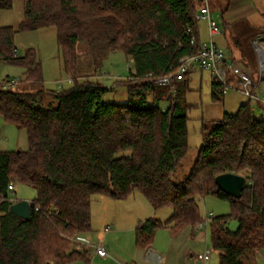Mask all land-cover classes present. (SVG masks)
Listing matches in <instances>:
<instances>
[{"label":"trees","instance_id":"1","mask_svg":"<svg viewBox=\"0 0 264 264\" xmlns=\"http://www.w3.org/2000/svg\"><path fill=\"white\" fill-rule=\"evenodd\" d=\"M12 6L13 0H0V10ZM197 11L194 0H25L18 29L0 27V61L24 68L17 85L0 82V118L26 130L29 144L27 151L0 152V264H91L92 250L74 239L92 230V197L126 200L134 191L155 211H173L165 222H140L137 246L149 244L161 228L195 231L204 220L198 199L215 196L232 207L209 228L220 264H257L255 254L264 249V115L257 117L250 101L211 122L190 173L174 181L188 152L189 107L182 93L191 73L172 84L156 81L198 52ZM46 27L57 30L63 68L73 78L68 90L45 88L35 50L16 53L18 31ZM81 42L95 71L111 52L133 61L126 102L106 101L108 88L80 76ZM211 80L212 99L219 101L224 86ZM226 173L246 178L241 198L216 185L215 178ZM17 183L37 191L30 220L10 211L17 200L9 186ZM232 220L236 229L229 226Z\"/></svg>","mask_w":264,"mask_h":264},{"label":"rangeland","instance_id":"2","mask_svg":"<svg viewBox=\"0 0 264 264\" xmlns=\"http://www.w3.org/2000/svg\"><path fill=\"white\" fill-rule=\"evenodd\" d=\"M198 3L199 0H194V4L198 6L197 12L206 5L204 3L198 5ZM24 5L25 0H13L11 9L0 10V27L18 29L25 21ZM209 9L212 11L213 17L217 20L222 30V33L215 37V42L229 57L235 58L234 61L236 62L244 65L241 55L245 56L248 62L253 65V69L249 70L255 79H257L259 63L254 41H258L257 43L264 46V0H211ZM207 26L205 20L198 23V30L202 41H206L209 38ZM15 46L19 57L25 56L29 49L36 51L37 58L42 64L44 84L48 91L61 92L71 88L72 83H68V78L70 77L72 82L73 78L64 71L55 27H46L32 31H18L15 35ZM78 54L81 69L80 76L82 78L87 77L91 81L101 83L104 87L108 88L110 92L106 96V101L126 102L127 88L125 84L130 80L129 67H133L132 60L127 58L122 52H111L102 63H96L98 68L95 71V67L92 65L94 60L90 55L86 42H81L78 45ZM23 73L24 68L22 66L0 61V82L6 79L20 81ZM188 78L183 82V84L188 82V86L186 91L183 90L182 93L184 103L189 107L188 152L176 170L174 175L175 182H182L190 173L198 157L199 149L203 142V135L212 126V121L220 120L225 112L230 114L236 113L242 105L249 103V101L257 117L264 115L263 106L258 105L257 101L250 100L240 92L237 77L230 71L227 73L226 80L233 86V89L223 90V94L219 96V101H213L212 99V80L209 72L196 69L191 72ZM133 82L136 83L137 81ZM256 93L259 96L264 94V80L256 90ZM45 99L52 106L57 105V101L50 95H45ZM149 100H152L151 95L149 96ZM9 126L12 130H17L15 126L10 124ZM5 135L9 144L11 143L12 149H14L16 141L13 132L9 131V134L6 133ZM20 149L21 147L19 146L12 151H19ZM36 197L37 191L33 186L23 183H17L14 186L13 200L33 201ZM134 197L138 203L142 200L143 204L151 206L139 191H134L127 200H133ZM91 203L92 230L94 232L92 237L95 243L102 244L107 225L111 226V222H104L103 215H106L110 221L114 215L118 217L121 211L128 212L129 209L127 210L126 207L125 209L122 208L123 206H127L126 204L128 203H121L118 200L114 201V199L102 195L93 196ZM198 204L203 219L207 213H213L217 217L230 215L232 212L231 204L228 201L221 200L215 196L200 198L198 199ZM172 212V208H165L156 217L165 220L172 215ZM229 226L232 229H236L237 222L232 220ZM121 227L123 226L121 225ZM178 233L179 231L177 230L176 234ZM134 235L135 233L133 232H126L120 235L108 236V242L111 244L112 250L109 252L110 258L107 259L106 264L127 263L124 259L131 257L134 250V243L129 247L127 242L131 241L132 243ZM197 241L194 243L196 245L193 251L198 254L209 248L211 254L208 264H220L219 251L212 247L209 230L207 233L205 231L198 233ZM261 251L258 252L260 253ZM258 252L255 254V259H257L256 255ZM73 264L82 263L78 261ZM91 264H94V257H92ZM127 264H131V261H128Z\"/></svg>","mask_w":264,"mask_h":264},{"label":"crops","instance_id":"3","mask_svg":"<svg viewBox=\"0 0 264 264\" xmlns=\"http://www.w3.org/2000/svg\"><path fill=\"white\" fill-rule=\"evenodd\" d=\"M210 1L211 0H207L209 6H210ZM203 3L204 0H199L198 5ZM258 105L261 104L258 103ZM261 106H263L264 108V105ZM9 127H10L9 124L5 123L2 120V118H0V152L12 151L19 146L21 147L20 150L27 151L29 144H28V137L26 130L19 129L17 127H16L17 130H12ZM9 131L13 132V136L16 141V144L13 147L14 149H12L11 143L9 144V141L5 135L6 133L9 134ZM127 199L120 201L118 200V202L128 203L126 204L127 206L122 207L124 209L126 207L127 210L129 209L128 212L121 211V214L118 217L114 215L112 219H110V221L106 215H103V218L105 219L104 222L106 221L111 222V226L107 225L106 232L103 235L104 238L101 244L106 249L108 254L110 250H112L111 244H109L108 242L109 235H120L126 232L135 233V229L140 222H143L148 218H157L156 216L160 215L162 211V210L155 211L151 204H150L151 206H148L147 204H143L142 200H140L138 203L135 197L133 198V200H127ZM135 202H137V204H135ZM91 209H92V203H91ZM169 218L165 220H162L160 218L157 219H160L161 221L165 222ZM121 225L123 227H121ZM177 230L179 231L178 234H176ZM93 233H94L93 230H91L90 233L85 235V237L92 242L95 241L94 238L92 237ZM198 233L200 232L197 230L194 231L190 226L183 227L180 229L179 228L172 229L171 226H169L158 229L154 233L151 242L142 247H139L135 244V235H134V238L132 239V243L131 241L127 242L129 247H131V244L134 243L133 244L134 250L131 254V257L124 260L127 261V263L128 261H131V264H151V260H149V255L151 253H154L159 257H161L158 264H200L197 259V256L200 253L197 254L193 251V248L196 245L194 243L198 242L197 241ZM93 257H94V264H106L107 259L110 258V254L108 257H100L96 255H94ZM256 257H257L256 259L257 264H264V249L260 253L258 252ZM81 263L84 264L83 262Z\"/></svg>","mask_w":264,"mask_h":264},{"label":"built area","instance_id":"4","mask_svg":"<svg viewBox=\"0 0 264 264\" xmlns=\"http://www.w3.org/2000/svg\"><path fill=\"white\" fill-rule=\"evenodd\" d=\"M204 7L199 9L196 14V20L198 22L205 20L207 22L208 30V40L199 43V50L196 54L192 56H185L181 58L179 68L173 74L164 76L163 78L156 81L157 84L167 85L172 84L174 81H181L186 76V74L200 69L203 72H209L211 77L220 81L224 89H233L227 80V73L230 71L237 77V84L240 88V92L245 95L250 100H255L264 104V94L259 96L256 90L264 80V46L254 41L256 46V51L258 55L259 72L257 79L253 76L252 72L246 68L242 63L231 61L230 57L225 53V51L219 47L215 42V37L222 33L221 27L217 20L213 17L212 12L209 9L207 0H204ZM199 31V30H198ZM133 62V61H132ZM132 68L129 67V70ZM9 84L17 85L19 80H9ZM68 83H72V79L68 78ZM170 94L174 96L176 94V89L172 87ZM9 190L13 191L14 186L10 185ZM31 204L33 203L30 201ZM213 213L205 214L204 220L199 223L196 230L199 232L207 231L210 228V224L214 219ZM74 242L79 246H84L92 250L93 256L108 257L109 254L106 249L98 243L90 241L85 236L76 237ZM210 250L206 248L202 253L198 254L197 259L200 264H208L210 260ZM161 257L151 253L149 255V260L151 264H158Z\"/></svg>","mask_w":264,"mask_h":264},{"label":"water","instance_id":"5","mask_svg":"<svg viewBox=\"0 0 264 264\" xmlns=\"http://www.w3.org/2000/svg\"><path fill=\"white\" fill-rule=\"evenodd\" d=\"M216 185L226 194L239 199L246 185V178L241 175L226 173L215 178ZM10 211L23 220L32 218V204L28 200H20L11 205Z\"/></svg>","mask_w":264,"mask_h":264}]
</instances>
